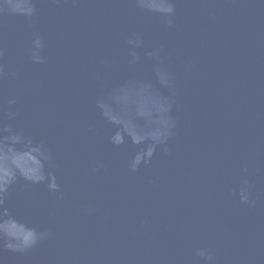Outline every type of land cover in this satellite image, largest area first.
Instances as JSON below:
<instances>
[{"label":"water","instance_id":"water-1","mask_svg":"<svg viewBox=\"0 0 264 264\" xmlns=\"http://www.w3.org/2000/svg\"><path fill=\"white\" fill-rule=\"evenodd\" d=\"M0 70V264H264V0H0Z\"/></svg>","mask_w":264,"mask_h":264},{"label":"clouds","instance_id":"clouds-1","mask_svg":"<svg viewBox=\"0 0 264 264\" xmlns=\"http://www.w3.org/2000/svg\"><path fill=\"white\" fill-rule=\"evenodd\" d=\"M174 12H175V9L172 10V14H174ZM172 14H171V15H172ZM169 27H172V23H171V22H169ZM129 44L133 45L134 47H140V46L142 45V41H140L138 38H137V39H130V40H129ZM149 55H154V56H156V57L159 58V52H158V51L151 52V53H149ZM133 56L135 57V53H133ZM0 73H2V70H0ZM163 86L166 87V88H172V87H173V85H172V77H171V75H170L169 73L164 72ZM10 103L14 104L15 101H14V100H13V101H10ZM8 115H9V117H14V116H15V113H11V112H10V113H8ZM172 127H173V124H172ZM169 134L171 135V130H170V133H169ZM152 154H153L152 152H148V153H147V157H148V159H147V160H144L145 163H147L148 160H150ZM142 158H143V154L138 155V156H137V162H140V160H141ZM242 191H243V190H242ZM2 194H3V193H0V195H2ZM243 202L246 203V204L249 203V197H248V195H245V196H244V198H243ZM38 239H39V237H38V235H36V236L33 238V240H32V242H31V245H30V246L35 245V244L38 242ZM9 248H12V246L9 245ZM198 255H199L204 261L208 262V264H211V262L214 260V255H213L212 252H211L210 250H208V249H201V250L199 251Z\"/></svg>","mask_w":264,"mask_h":264}]
</instances>
